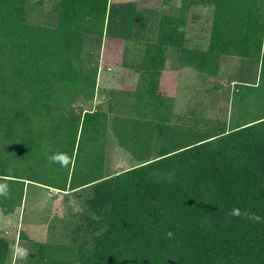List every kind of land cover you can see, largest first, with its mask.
I'll list each match as a JSON object with an SVG mask.
<instances>
[{
    "label": "trees",
    "instance_id": "16d2710c",
    "mask_svg": "<svg viewBox=\"0 0 264 264\" xmlns=\"http://www.w3.org/2000/svg\"><path fill=\"white\" fill-rule=\"evenodd\" d=\"M56 1L51 22L37 24L28 20L31 0H0V182L11 190L0 209H20L27 182L64 192L92 187L86 221L95 236L91 246L32 242L26 264H264V219L228 215L240 208L264 218V0H181L176 13L162 15L133 2ZM199 6L211 11L208 37L193 46L188 30ZM150 35L136 98L153 112L111 125L110 112L85 108L101 58V42L89 39ZM169 47L180 53L172 97L160 90ZM225 57L260 62V80L238 89L234 127L203 130L189 123L205 117L197 108ZM175 116L187 122L173 125ZM111 130L138 165L106 173ZM56 152L70 164L50 162ZM11 253L0 236V264Z\"/></svg>",
    "mask_w": 264,
    "mask_h": 264
},
{
    "label": "rangeland",
    "instance_id": "374dc122",
    "mask_svg": "<svg viewBox=\"0 0 264 264\" xmlns=\"http://www.w3.org/2000/svg\"><path fill=\"white\" fill-rule=\"evenodd\" d=\"M31 1L28 8L29 22L37 24L51 22L53 8L57 1L43 0L45 2L44 7L37 4L39 0ZM207 28L203 27L204 30ZM112 41L116 42L110 40L108 44L103 45L101 56L105 52L106 55L122 54L120 50L121 41H119V44L112 43ZM128 52L127 55H132L133 49ZM260 68V62L254 60L225 57L221 63L218 80L210 83L212 85L209 87L211 91L209 97L203 95L204 99L199 102L201 104L198 105L197 110L205 117L197 123L190 121L189 124L197 125L203 130L220 128L224 125H227V129L234 127L240 113V103L238 102L240 93H238V89L242 90L246 84H258ZM110 85L113 84L110 83ZM114 91L123 92L124 95H130L132 92L128 89L123 91L115 89L111 92ZM88 105L87 103L86 107ZM184 108L178 106L177 110L182 111ZM104 109H108L104 112H110L111 125L113 119L117 116L130 117L132 115L129 107L118 106L117 104L108 108L107 104L104 103ZM177 115H180V113ZM171 122L173 125L181 126L187 120L175 117ZM109 138L111 140L108 144L106 173L112 174L130 169L135 165V162L126 155L125 149L118 147L115 143L113 130L110 131ZM91 193L92 187L64 192L27 182L23 206L12 215H5L0 209V236L7 237L12 245V253L8 264H26L31 260L36 254L32 245L34 241L50 242L68 248L91 246L95 234L88 227L86 221L90 214L88 199ZM106 213L100 218L103 222L107 220ZM21 250L26 252V255H22Z\"/></svg>",
    "mask_w": 264,
    "mask_h": 264
},
{
    "label": "crops",
    "instance_id": "0c3cea01",
    "mask_svg": "<svg viewBox=\"0 0 264 264\" xmlns=\"http://www.w3.org/2000/svg\"><path fill=\"white\" fill-rule=\"evenodd\" d=\"M127 2L135 3L138 10L140 11L145 10L152 13L155 12L157 13V15L176 13L177 9L181 7V0H111V3L114 5H119ZM192 14L194 15V17L196 16V18L192 20V24L190 25V29L188 30V36L190 39H192L193 46L197 44L201 45V40H203L204 37H208L207 29L204 30L203 27H208L206 24L207 20H209L210 18L211 11L208 8L199 6L193 8ZM203 22L205 24H203ZM147 32H152L153 34V28L150 27V25L147 27ZM110 40H114L116 42L112 41V43L118 44L119 41H121L122 44H120V50L122 54L119 53V55H106L105 52L104 55L101 56L95 100L94 102L89 103V105L85 108L89 110L106 111L108 109H104V103L107 104L108 108L111 105L114 107L116 104L118 106H126L129 107L132 114L130 117L137 120L139 118V112H142L144 114L151 113L154 109L153 107H151L150 109L144 108L143 106L139 107L137 101L138 99L136 98L137 90L141 83V74L143 73L142 67L147 54L148 43L154 41V36H146V39L143 40L139 39L128 41L104 36L102 41L97 38H90L89 43L94 47L101 42L100 45L102 48L103 45L108 44ZM130 49H133V54L131 53L132 55H127ZM127 56L129 57L127 58ZM223 59L224 58H222V60ZM165 60L166 64L165 69L162 72L160 90L166 96L172 97L177 90L180 74L179 51L171 47L167 48L165 51ZM110 83L113 85H110ZM115 89H120L122 91L128 89L132 92L130 93V95H124L123 92H111ZM174 111L175 110H173V112ZM175 117L178 118V116ZM114 140H117L116 137L114 138ZM117 146L120 147L118 144ZM126 155H128V157L135 162V159L130 154L126 153ZM136 165L138 164L135 162V165L130 168H133ZM39 243L52 244L50 242Z\"/></svg>",
    "mask_w": 264,
    "mask_h": 264
},
{
    "label": "clouds",
    "instance_id": "9594fccd",
    "mask_svg": "<svg viewBox=\"0 0 264 264\" xmlns=\"http://www.w3.org/2000/svg\"><path fill=\"white\" fill-rule=\"evenodd\" d=\"M47 158L50 162L58 163L62 167L68 166L71 162V158L68 156V154L63 153V152L53 153L52 155L48 156ZM10 191L11 190H10L9 184L7 182H0V198H7L10 195ZM228 215L232 216V217L246 219L252 223H260L262 221V219H264L256 213H251L247 210H241L240 208L231 209L230 212L228 213ZM167 235L169 237H171L172 233L168 232ZM21 254L26 255V252L21 250Z\"/></svg>",
    "mask_w": 264,
    "mask_h": 264
}]
</instances>
